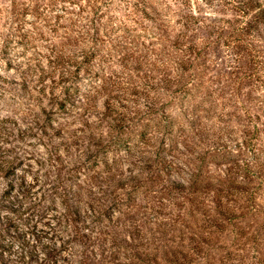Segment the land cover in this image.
Masks as SVG:
<instances>
[{
    "label": "rangeland",
    "instance_id": "rangeland-1",
    "mask_svg": "<svg viewBox=\"0 0 264 264\" xmlns=\"http://www.w3.org/2000/svg\"><path fill=\"white\" fill-rule=\"evenodd\" d=\"M182 1L0 0V160L32 183L10 206L0 173L1 227L65 198L85 264H264V18Z\"/></svg>",
    "mask_w": 264,
    "mask_h": 264
},
{
    "label": "trees",
    "instance_id": "trees-1",
    "mask_svg": "<svg viewBox=\"0 0 264 264\" xmlns=\"http://www.w3.org/2000/svg\"><path fill=\"white\" fill-rule=\"evenodd\" d=\"M254 1L257 2L256 5L252 6L255 10V13L252 15V20L255 21L256 15L259 13L263 15L264 18V8H262V4H258L257 0ZM182 2L187 5L190 11L189 14L187 13L186 20L182 23L185 25L196 17L192 11L193 5H191V0H183ZM238 4H243V7L250 8L248 7V3L238 1ZM142 12L147 17H151V12H147L145 9H142ZM73 60V55L61 57V55L58 54L55 55L54 58H50L47 65L49 69V71H46L47 74H49L48 76H51L50 73L58 71L59 79L56 81V79L53 78L52 81L56 82L57 85H61L60 89L65 95L63 98L64 100H68L67 96L71 88L68 82L71 76L74 75L72 71V67L74 66ZM173 82H175V78H173ZM178 82L179 81L176 79V83ZM4 160L6 161V159ZM5 165H7L8 168L5 169ZM14 168L13 165H8V162L6 163L0 160V173L6 176L9 181V188L4 192V198L6 199L7 197L6 203L10 204V206H14V201L17 202L19 196H25L24 192L20 191L19 186L24 184L23 186L27 192H29L32 187V183H27L25 180V175H21V181L18 183L17 178L14 177L15 173L12 175ZM15 188L19 189L17 194L13 193ZM192 189V192H194L195 190L198 191L203 188L201 185L194 186L191 184L189 190L191 191ZM63 194L64 196L67 195L66 192H63ZM13 197L17 199L12 200ZM60 202L62 204V209L64 205L63 211L56 210V213L49 216L41 215L39 218L33 216L32 219H30L31 221H28L29 218L26 217L24 225L27 229L17 231V225L8 221L4 228L0 226V264H85V262H87L88 258L85 255V251H87L94 242L95 230L94 228H87L89 232L82 231L83 227H81L80 224H82L81 222H85L84 218L80 217V213L76 212V209H71V206L67 203L68 201H66L65 198H62ZM101 205L102 202H98L96 208L92 205L93 215L97 214L100 216L104 214V211L101 212L97 207ZM7 210L12 212V214L19 213V210L14 207L7 208ZM19 215H22V213H19ZM4 218L7 219L8 217ZM94 220L99 221L101 219L95 216L92 218V221ZM41 222L42 225H39ZM2 223L4 222L2 221Z\"/></svg>",
    "mask_w": 264,
    "mask_h": 264
}]
</instances>
